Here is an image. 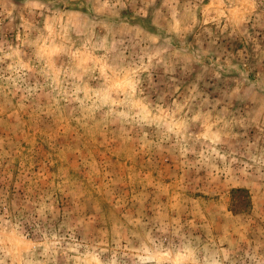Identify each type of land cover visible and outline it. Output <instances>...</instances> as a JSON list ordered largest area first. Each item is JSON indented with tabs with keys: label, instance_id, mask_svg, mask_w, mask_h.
Returning <instances> with one entry per match:
<instances>
[{
	"label": "rangeland",
	"instance_id": "rangeland-1",
	"mask_svg": "<svg viewBox=\"0 0 264 264\" xmlns=\"http://www.w3.org/2000/svg\"><path fill=\"white\" fill-rule=\"evenodd\" d=\"M0 264H264V0H0Z\"/></svg>",
	"mask_w": 264,
	"mask_h": 264
}]
</instances>
